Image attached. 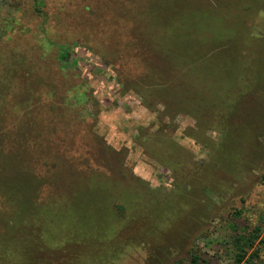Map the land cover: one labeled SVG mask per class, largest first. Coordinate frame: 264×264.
I'll return each instance as SVG.
<instances>
[{"label": "rangeland", "instance_id": "1", "mask_svg": "<svg viewBox=\"0 0 264 264\" xmlns=\"http://www.w3.org/2000/svg\"><path fill=\"white\" fill-rule=\"evenodd\" d=\"M252 3L264 0H0V169L21 167L9 153H23L26 171L45 181L37 202L55 209L74 185L95 180L118 184L117 191L133 186L152 201L181 200L180 218L158 239L161 248L151 239L115 264H173L188 260L195 244L204 258L231 264L223 247L209 242L221 241L231 226H254L264 210V42L233 49L219 64L232 95L243 85L252 92L230 117L226 136L213 118L204 126L200 116L171 112L150 94L159 85L144 80L163 83L147 71L160 66L151 25L155 34L180 38L188 7L213 9L198 22L229 36L226 20L238 15L264 39V14H250ZM114 198L122 202V190ZM16 208L0 182V240ZM206 232L210 238L200 239Z\"/></svg>", "mask_w": 264, "mask_h": 264}, {"label": "trees", "instance_id": "2", "mask_svg": "<svg viewBox=\"0 0 264 264\" xmlns=\"http://www.w3.org/2000/svg\"><path fill=\"white\" fill-rule=\"evenodd\" d=\"M254 3L250 4V14H264V4L256 6ZM197 10L192 7L185 10L180 24L183 36L180 38L177 34L169 38L163 30L155 34L151 25L149 31L154 42L152 46L150 43V48L156 59L154 62L160 66L150 67L147 71L163 78V83L155 82L152 75L147 76L144 82L159 85L151 88L150 94H158L170 105L171 112L177 108L192 116H200L204 126H208L213 118L226 136L230 134V117L239 115L244 97L252 92L251 88L243 85L242 90L232 95L229 88L231 80L223 85L219 64L233 49L238 53L247 47L249 51L255 40L264 42V39L252 34L247 20L239 21L238 15L232 22L226 20L231 28L230 35L226 36L225 32L221 35L210 23L198 22L199 13L204 17L213 13V9ZM167 44L170 48L163 51ZM65 52L63 49V60L67 55ZM257 58L262 61V56ZM262 69L259 75H255L253 83L260 79ZM184 88L185 94L182 92ZM15 152L9 154L22 161V166L10 163L0 169L2 187L6 188L8 198L17 207L5 221L9 233L0 240V264H115L127 249L142 246L151 239L153 247L161 248L160 236L180 218L176 203L181 200L172 195L152 201L136 193L129 184L135 194L131 188H122L124 200L116 202L114 197L120 193L117 191L120 186L116 184V188H111L105 183L108 181L97 180L83 186L74 185L63 204L56 207L60 209L56 213L53 206L45 207L37 202L39 189L45 181L26 171L27 156ZM176 162L178 167L182 166L181 159ZM14 169L17 171L13 172ZM236 214L240 216L241 213ZM231 227V232L221 241L209 243L222 246L220 249L227 252L231 264H264V210L254 226ZM61 228L66 234L56 233V229ZM210 236L206 232L199 238L209 239ZM173 264L219 263L212 258H204L195 244L188 260Z\"/></svg>", "mask_w": 264, "mask_h": 264}]
</instances>
